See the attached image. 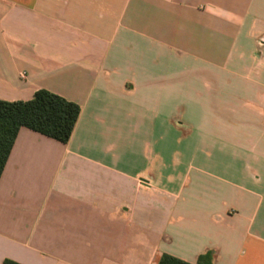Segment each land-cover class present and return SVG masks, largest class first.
I'll use <instances>...</instances> for the list:
<instances>
[{"label": "crops", "instance_id": "crops-1", "mask_svg": "<svg viewBox=\"0 0 264 264\" xmlns=\"http://www.w3.org/2000/svg\"><path fill=\"white\" fill-rule=\"evenodd\" d=\"M76 103L20 129L0 264H264V0H0V100Z\"/></svg>", "mask_w": 264, "mask_h": 264}, {"label": "trees", "instance_id": "trees-1", "mask_svg": "<svg viewBox=\"0 0 264 264\" xmlns=\"http://www.w3.org/2000/svg\"><path fill=\"white\" fill-rule=\"evenodd\" d=\"M81 114L76 103L46 90L30 101L0 100V179L20 129L27 128L61 143H68ZM214 252L202 255L197 264H213ZM7 264H16L7 262ZM158 264H191L164 254Z\"/></svg>", "mask_w": 264, "mask_h": 264}]
</instances>
